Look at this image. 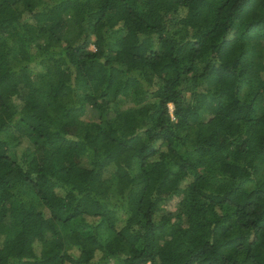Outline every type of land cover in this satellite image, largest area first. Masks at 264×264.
I'll return each instance as SVG.
<instances>
[{"label": "trees", "instance_id": "obj_1", "mask_svg": "<svg viewBox=\"0 0 264 264\" xmlns=\"http://www.w3.org/2000/svg\"><path fill=\"white\" fill-rule=\"evenodd\" d=\"M0 264H264V0H0Z\"/></svg>", "mask_w": 264, "mask_h": 264}, {"label": "rangeland", "instance_id": "obj_2", "mask_svg": "<svg viewBox=\"0 0 264 264\" xmlns=\"http://www.w3.org/2000/svg\"><path fill=\"white\" fill-rule=\"evenodd\" d=\"M93 47V46H92ZM94 48V47H93Z\"/></svg>", "mask_w": 264, "mask_h": 264}, {"label": "clouds", "instance_id": "obj_3", "mask_svg": "<svg viewBox=\"0 0 264 264\" xmlns=\"http://www.w3.org/2000/svg\"><path fill=\"white\" fill-rule=\"evenodd\" d=\"M172 107V106H171Z\"/></svg>", "mask_w": 264, "mask_h": 264}]
</instances>
